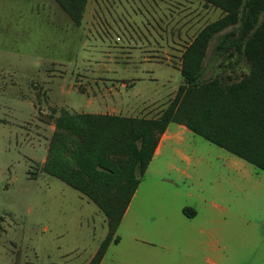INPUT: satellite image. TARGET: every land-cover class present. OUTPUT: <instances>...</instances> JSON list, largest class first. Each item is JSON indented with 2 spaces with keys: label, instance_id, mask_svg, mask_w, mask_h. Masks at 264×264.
<instances>
[{
  "label": "rangeland",
  "instance_id": "374dc122",
  "mask_svg": "<svg viewBox=\"0 0 264 264\" xmlns=\"http://www.w3.org/2000/svg\"><path fill=\"white\" fill-rule=\"evenodd\" d=\"M118 2L88 0L75 26L52 0H0V264H81L95 255L104 215L42 170L55 117L84 110L76 93L101 90L114 98L140 91L135 117H159L183 84L184 49L224 14L203 0L141 15ZM217 41L202 79L249 73L243 56L215 53ZM143 199L165 200L144 213L179 219L172 231L147 235L136 259L113 247L101 264H158L152 252L159 264H264V172L202 137L187 134L155 159L129 215L142 212Z\"/></svg>",
  "mask_w": 264,
  "mask_h": 264
},
{
  "label": "trees",
  "instance_id": "16d2710c",
  "mask_svg": "<svg viewBox=\"0 0 264 264\" xmlns=\"http://www.w3.org/2000/svg\"><path fill=\"white\" fill-rule=\"evenodd\" d=\"M53 1L75 26L81 24L88 0ZM203 1L224 14L184 49L183 84L159 117L62 111L54 119L43 172L87 197L106 219V237L88 264H99L107 246L118 242L116 229L169 123L264 172V0ZM216 35L214 52L243 56L249 73L202 79Z\"/></svg>",
  "mask_w": 264,
  "mask_h": 264
},
{
  "label": "crops",
  "instance_id": "0c3cea01",
  "mask_svg": "<svg viewBox=\"0 0 264 264\" xmlns=\"http://www.w3.org/2000/svg\"><path fill=\"white\" fill-rule=\"evenodd\" d=\"M123 1L124 2H121V3L118 2L119 6L122 8L123 11L128 12V13H132L133 15H141V13H146L149 9L152 10V8L153 9L155 8L157 11L164 9V10H168L169 12H171V10L173 9V0H153V1L149 2L148 5H145L144 3H142L141 0H123ZM54 4L56 5L55 2H54ZM126 89L127 88L125 87L124 90H126ZM76 94L78 96H80V101H84L83 102L84 110L78 111L76 113L108 114V115H120V116H126V117H135V115L139 112V109L141 108V103H142L140 91L133 92L132 94H130L129 91H126V92L124 91L121 95H118V97H116V98L113 97L114 95L113 96L111 95L113 93H107L105 91L103 92V90L97 92L96 94H92L91 96H87L86 93H84V94L83 93H76ZM118 94H120V91L118 92ZM119 96H121V97H119ZM114 99H115V101H114ZM130 101H131V104H129ZM135 108H138V110L135 111ZM187 134H193V133L190 132L186 127H184L182 125H178L175 123H169L166 130L164 131V133L160 137L158 145H157V147L154 151V154H153V156H152V158H151V160H150V162H149V164H148V166L144 172V175L150 171L152 163L155 161L156 158L163 155L167 151V149L171 147L172 143L180 141L182 139V137L186 136ZM236 158L239 159L238 157H236ZM167 166L169 167L168 164H167ZM46 175H48V174H46ZM141 183H142V178H141V180H140V182H139V184H138V186H137V188H136V190H135V192H134V194H133V196H132V198L128 204V207H127L124 215L122 216V218L120 220L118 227H117V229H119L123 224H125L124 226L128 229V231H130L129 236L125 238V243H123V238L118 237V235L116 234V232H117V229H116L115 235L118 237L119 240L117 243H110L107 246L99 264L102 263L103 259H105V257H106V253L109 250H111V248H113V247L116 248L118 246H120V247H119L118 251L116 252L117 256H120L122 254L123 255L127 254L128 257H130L132 259H136L139 256V252L141 251L139 249V246H143L142 244L148 243L145 240V237H148L147 235H152V237L159 236V235H166V233L172 231V228H171L172 222L179 220L176 218L175 219H169V218H171L170 216H166V217L160 216L161 214H158V216H146L145 215L144 209L146 207H149V206L155 207L157 205H160V203L164 202L165 200L143 199L141 201V204H140V206L143 208L142 212L135 211L134 213H132V214L130 213V215H129L131 203L133 202ZM79 194L81 196L85 197L81 193H79ZM85 198L87 200H89L87 197H85ZM105 221H106V219H105ZM91 258H92V255L90 254L87 258L89 260L88 261L86 260V261L82 262L81 264H88ZM155 259H156V256H155L154 252H152V262L159 264L160 260L155 261Z\"/></svg>",
  "mask_w": 264,
  "mask_h": 264
}]
</instances>
